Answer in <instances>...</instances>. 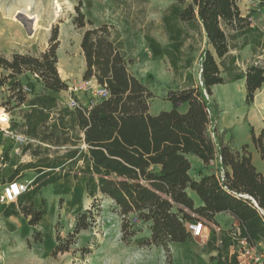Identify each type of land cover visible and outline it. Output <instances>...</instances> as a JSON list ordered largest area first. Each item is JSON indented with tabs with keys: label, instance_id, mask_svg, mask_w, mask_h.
<instances>
[{
	"label": "trees",
	"instance_id": "obj_1",
	"mask_svg": "<svg viewBox=\"0 0 264 264\" xmlns=\"http://www.w3.org/2000/svg\"><path fill=\"white\" fill-rule=\"evenodd\" d=\"M238 0H176L162 15L168 43L162 45L150 34L144 40L152 57L166 59L175 77H182V88L169 89L166 95L172 108L157 114L149 112L154 97L147 84L128 71L132 59L123 40L107 24L86 29L80 47L85 60L82 79L95 80L109 95L88 107L69 108L50 92L67 91L57 69L58 29L54 28L50 46L40 56L0 54V85L10 79V89L17 105L27 106L22 122L13 124L34 143L22 147L32 160L19 163L7 177L16 180L24 171H33L30 187L2 212L3 217L22 215L30 226L41 221L44 210L33 205L42 188L68 177L85 178L87 196L95 205L99 196L110 198L122 216V240L127 242L129 214L148 222L150 236L138 239L139 245H155L168 250L171 243H184L191 236L185 222L192 220L187 211L215 223L214 215L230 214L238 221L237 231H220L219 245L207 241L209 262L199 264H237L236 253L229 248L239 240L250 245L264 241V173L251 161L248 146L240 151L212 139L213 123L209 101L211 87L243 79L245 102H253L264 86V65L252 63L242 70L232 55L231 40L239 37L237 47L250 45L264 52V32L250 26L248 16H241ZM264 1V0H260ZM74 23L85 27V18L77 9ZM233 32L228 35V32ZM200 52L199 80L191 72L197 45ZM235 47V46H234ZM25 72L36 74L43 93L27 99L16 77ZM185 105L186 109L178 108ZM251 140L264 162V128L258 135L251 130ZM195 156L204 164L218 160L224 180L210 172L194 179L189 171ZM4 162L7 155L2 156ZM229 168L230 172L226 169ZM0 178V184L4 183ZM194 191L202 201L195 207L186 190ZM98 209V208H97ZM92 209L80 213L74 233L95 221ZM39 236L36 233L35 236ZM38 238V237H37ZM39 239V238H38ZM57 245L53 253L66 251Z\"/></svg>",
	"mask_w": 264,
	"mask_h": 264
},
{
	"label": "rangeland",
	"instance_id": "obj_2",
	"mask_svg": "<svg viewBox=\"0 0 264 264\" xmlns=\"http://www.w3.org/2000/svg\"><path fill=\"white\" fill-rule=\"evenodd\" d=\"M175 2L176 0H0V54L6 58H11L14 53L40 56L49 48L50 37L57 27L58 73L62 80L68 79L70 84H78L83 81L80 74L85 68L80 47L82 34L88 28L107 24L113 34L123 40L128 56L132 59L128 71L142 79L153 91L154 97L150 101L152 100L151 112L154 115L160 112L157 108H165L163 99L168 90L182 88L184 83L181 76L175 77L166 59L152 57L145 44L144 34H150L162 45L168 43L161 18ZM252 3L251 7L260 9L250 14L252 22L264 27V1L253 0ZM77 9L84 15V28H78L74 23ZM230 33L229 31L228 35ZM197 48L191 72L199 80L202 46L198 44ZM10 83L11 80L7 79L0 85V112H8L12 127L13 124L19 125L22 122L18 117L24 108L16 104ZM26 87L29 89L27 93L36 89L33 82H29ZM166 101L170 110L172 105ZM208 101L213 119L219 118V102L225 118L234 119L239 110L248 105L245 102L243 79L215 86L213 100L209 96ZM184 106L181 105L179 110L182 111ZM252 127L257 131L258 122L250 126L246 120L236 123L233 128L230 126L229 139L238 138V142H241L244 137H249L252 143ZM12 129L21 133L18 126ZM0 151V178L4 180L0 184L1 193L3 186L9 181L7 177L14 169L11 168L12 165L18 161L25 163L32 156L28 151H22V145L12 139L0 140ZM4 155L8 157L7 162L1 158ZM34 175L33 171H24L16 181L27 183L29 188ZM84 182L85 178L79 175L77 179L69 177L42 188L34 198L33 205L45 212L41 221L34 226H30L28 218L22 215L3 217L2 212L8 204L0 203V264H199L200 261L209 262L210 254L215 255V252L205 251L207 239L204 237H191L184 243H171L168 250L155 245H139L138 239L150 236V223L139 220L134 213L125 218L131 225L129 232L134 233L125 242L122 240V216L119 209L110 198L104 196H99L92 206L93 200L87 196ZM90 208L95 214V221L88 228L74 233L77 216ZM187 213L191 214L192 220L209 226L206 219L189 211ZM36 233L39 236H35ZM57 245L67 247V250L54 254ZM258 250L264 253L263 246H259ZM233 252L236 251L233 249Z\"/></svg>",
	"mask_w": 264,
	"mask_h": 264
},
{
	"label": "crops",
	"instance_id": "obj_3",
	"mask_svg": "<svg viewBox=\"0 0 264 264\" xmlns=\"http://www.w3.org/2000/svg\"><path fill=\"white\" fill-rule=\"evenodd\" d=\"M248 2H251V4H248ZM252 2H253V0H238L237 1V5L239 7L241 16H243V17L248 16V19L250 21V26L256 27L259 30L264 32V27H262L258 23L252 22L250 14L254 13L255 11H260L259 8L251 7V6H253ZM231 33H233V32H231ZM241 42H242L241 37L237 38L236 41L231 40L232 49L230 50V53L232 55H235L238 57L237 58V64L243 70L246 68L247 65L252 64V63H258L259 62V63L263 64V60H264L263 50L260 47H257L256 51L255 50L253 51L252 47L250 45H246L243 48L238 49L237 47L240 45ZM5 74H8V71H5V70L0 68V76L5 75ZM82 74H83V71L80 74L81 79H82ZM16 79H18L21 82L23 87H26V85H28L29 82H33L36 85V89H34V91L32 90L33 92L26 94L27 99L32 98L36 94L43 93L41 80L36 74L31 73V72H25L22 75L16 77ZM63 80H65L67 82L68 86L73 85V84L69 83L68 79H63ZM92 81L95 82V80H92ZM217 85H219V84L213 85L211 87V95L210 96L212 97V100H213V90H214L215 86H217ZM48 93L51 96L56 97L57 100L62 102L63 104H65L67 102V100L69 99V96H70L68 91H61V92H50V91H48ZM74 97L77 99L78 103L81 102L79 104L80 105L82 104L81 105L82 107H88L89 105H91L92 103H94L96 101V100L92 101L90 99L91 96H89V94H86V93H77L74 95ZM91 98H94V97H91ZM94 99H96V98H94ZM163 100H165L164 102L166 103L165 108H157L158 111H161L160 109L169 110V108H167L168 102L166 101V96H164ZM149 103H150L149 104V111L151 114H153L151 112L152 100L149 101ZM20 106L22 108H24L21 111V114H22V112L27 110V106H25L23 104ZM180 107L181 106H179V108ZM217 108L219 109V110H217L219 118L214 119L213 123L210 125V130H211L210 133L214 134V137H215L214 141L217 139L218 142H220L221 144L228 145L232 150H237V151H240V147L243 144H246L248 146V151L251 154V161H252L253 165L255 166V168L258 172H261L263 174L264 173V162L262 161L258 150L254 147V145L249 140V137H244L241 142H238V138H233L232 140H230L229 136H230V126L233 128V126L240 121H246L247 120V122L250 126H252V124L254 122H258V130L257 131H255V129L252 127L255 134H258L259 133L258 131H260L261 129L264 128V86H262L259 90L256 91L253 102L248 104V105H245L243 110H239V112L237 114L238 116L235 117L234 119L228 120L225 118V115H223L224 110H223L222 106L220 105V102H219V107H217ZM185 109H186V106H184V109L182 111H184ZM18 118L22 119L21 115ZM231 124H233V125H231ZM6 140H8V139H6ZM23 146L24 145H22V147ZM0 153H1V151H0ZM29 155L31 156V154H29ZM189 159L191 161V169L189 171V174L196 180L199 179L202 174H207L210 172H214V173L218 172V163L216 161H213V162L206 165L202 162V160H200L199 158H197L195 156H189ZM31 160L29 158L28 161H26V162H29ZM9 163H11V162H9ZM18 163H19V161L16 164H18ZM16 164H13L11 168H15ZM226 170L228 172H230L229 168H227ZM68 178H66V179H68ZM186 192H187L188 196H190L192 198V200L194 202V206L198 207V206L202 205V201L200 200V198L197 196V194L194 191H192L188 188L186 190ZM214 220H215V223L207 221V223H209V226H204V230H203V237L206 238L207 241H212L214 244L219 245V243H220V240H219L220 231H222V230L223 231H230V230L237 231L238 230V221L235 220L230 214H228L226 212H220V213L215 214ZM257 246H258V248H259V246H263V248H264V241L257 243ZM233 249L235 250L234 247L229 248V250H228L229 253H233Z\"/></svg>",
	"mask_w": 264,
	"mask_h": 264
},
{
	"label": "built area",
	"instance_id": "obj_4",
	"mask_svg": "<svg viewBox=\"0 0 264 264\" xmlns=\"http://www.w3.org/2000/svg\"><path fill=\"white\" fill-rule=\"evenodd\" d=\"M22 90L27 93L29 89L23 87ZM70 96L67 102L64 104L69 108L81 107L77 99L74 97L77 93H86L89 96L96 99L106 98L109 95V91L106 87L99 85L96 81L87 80L81 81L78 84L70 85L67 89ZM204 95L207 100L209 96L206 92ZM11 116L8 112L2 110L0 112V140L2 139H12L18 142L20 145H26L28 143H34V139H30L22 133H17L10 126ZM5 123V124H4ZM212 139L214 140V134L210 133ZM218 163V172L217 177L220 181L224 180V170L219 166V161L215 160ZM213 162V161H211ZM210 162V163H211ZM28 189L27 183H22L16 180L8 181L2 188L0 193V203L9 204L10 202H15L17 197L23 194ZM185 228L187 232L193 238H202L204 225L201 221L198 220H188L185 222ZM237 264H264V253L258 250L257 245H250L245 240H239L238 246L235 248Z\"/></svg>",
	"mask_w": 264,
	"mask_h": 264
},
{
	"label": "bare ground",
	"instance_id": "obj_5",
	"mask_svg": "<svg viewBox=\"0 0 264 264\" xmlns=\"http://www.w3.org/2000/svg\"><path fill=\"white\" fill-rule=\"evenodd\" d=\"M5 124V123H4Z\"/></svg>",
	"mask_w": 264,
	"mask_h": 264
},
{
	"label": "water",
	"instance_id": "obj_6",
	"mask_svg": "<svg viewBox=\"0 0 264 264\" xmlns=\"http://www.w3.org/2000/svg\"><path fill=\"white\" fill-rule=\"evenodd\" d=\"M200 77V76H199Z\"/></svg>",
	"mask_w": 264,
	"mask_h": 264
}]
</instances>
